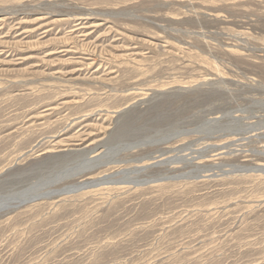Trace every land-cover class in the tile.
Returning <instances> with one entry per match:
<instances>
[{"label": "rangeland", "instance_id": "374dc122", "mask_svg": "<svg viewBox=\"0 0 264 264\" xmlns=\"http://www.w3.org/2000/svg\"><path fill=\"white\" fill-rule=\"evenodd\" d=\"M235 166L264 167V0H0V264H264Z\"/></svg>", "mask_w": 264, "mask_h": 264}, {"label": "water", "instance_id": "95a60500", "mask_svg": "<svg viewBox=\"0 0 264 264\" xmlns=\"http://www.w3.org/2000/svg\"><path fill=\"white\" fill-rule=\"evenodd\" d=\"M188 134H190L189 131H180V132L173 133L171 135H168L165 138L158 139V140H146V141H142V142H135V143H132V144L125 145L123 150L124 151H131V150L142 148V147H145V146H150V145H155V144H164V143L170 142L171 140H173L175 138H178V137H181V136H186ZM140 160H138V161H140ZM109 163L110 162H107L105 164H109ZM117 163H119V162H117ZM158 164H161V163L152 164L150 166H147L145 168H140V169L122 170V171L116 172V173H114L112 175L104 176V177H102V178H100L98 180H90V181L86 182L80 188V190H83V189H86V188H90V187H94V186L104 185V184H109V185L132 184L134 186L145 185V184H148L149 182H152V181H140V180L126 179V177H124L122 179H114V178H115V176H117L119 174H124V176H127L130 173L138 172L140 170H144V169H146L148 167L156 166ZM231 172H245V173H248V172H264V167H237V166H235ZM199 177L200 176L189 177L186 174H180V175H177V176L170 177L169 179H182V178H195V179H197ZM80 190L73 189V188L72 189H65L61 193L71 194V193L78 192ZM33 200L34 199H31V200L27 201L26 203L33 202Z\"/></svg>", "mask_w": 264, "mask_h": 264}, {"label": "bare ground", "instance_id": "6f19581e", "mask_svg": "<svg viewBox=\"0 0 264 264\" xmlns=\"http://www.w3.org/2000/svg\"><path fill=\"white\" fill-rule=\"evenodd\" d=\"M82 154L83 153H89V151L87 150H84V149H81ZM105 153V152H104ZM104 153L102 152L101 154H96V155H93L91 157H86L85 161H83V163L81 164V166H79L81 168V172L82 173H85L87 172L86 169H88V171H91L94 169V167L96 168L97 166H100L101 162L103 161L102 158L104 156ZM104 164V163H102ZM107 165V164H106ZM92 167V168H91ZM86 183V182H85ZM84 183V184H85ZM82 184L81 186L79 187H75L73 189H77V190H80V188L84 185ZM47 194H36V195H28V194H24L20 198H17L16 200L18 201L19 199V202L21 203L19 206L25 204L27 201L31 200V199H34L33 201L35 200H38L40 198H43V197H46ZM12 203V202H11ZM9 203H4V204H1L3 208L7 207ZM15 207H18V206H15Z\"/></svg>", "mask_w": 264, "mask_h": 264}]
</instances>
